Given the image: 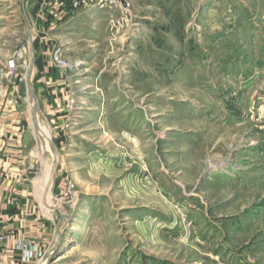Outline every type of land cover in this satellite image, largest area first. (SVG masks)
Listing matches in <instances>:
<instances>
[{"label":"rangeland","instance_id":"obj_1","mask_svg":"<svg viewBox=\"0 0 264 264\" xmlns=\"http://www.w3.org/2000/svg\"><path fill=\"white\" fill-rule=\"evenodd\" d=\"M33 4L0 0V103L26 77ZM51 38L65 113L55 129L37 111L47 138L30 120L32 158L68 221L46 264H264V0H123Z\"/></svg>","mask_w":264,"mask_h":264},{"label":"crops","instance_id":"obj_2","mask_svg":"<svg viewBox=\"0 0 264 264\" xmlns=\"http://www.w3.org/2000/svg\"><path fill=\"white\" fill-rule=\"evenodd\" d=\"M33 1L31 11L27 8L34 22L35 41L31 86L38 110L49 116L57 129L65 113L67 86L63 72L51 60V32L68 17L69 0ZM18 94V87L13 86L0 103V225L6 237L0 264H38V259L25 260L21 245L29 242L30 249L45 253L58 222L56 212L43 208L37 184L40 164L32 158L38 138L30 127L31 105L28 97Z\"/></svg>","mask_w":264,"mask_h":264},{"label":"water","instance_id":"obj_3","mask_svg":"<svg viewBox=\"0 0 264 264\" xmlns=\"http://www.w3.org/2000/svg\"><path fill=\"white\" fill-rule=\"evenodd\" d=\"M29 40H30V44H31L30 63L28 66V70L26 73L25 80H23L18 87V93H19L20 98H25L26 96H31V98L33 100V108L31 110V121L34 125L35 130L37 132H39V131H41V129L39 128V126L36 123V115H37V111H38L37 100H36L35 95L33 94L32 90H31V86H30L33 67L35 64V53H34V48L32 45V38L29 37ZM50 148H51V151H52L53 156H54V161H53L52 166H51V172H50V178H49V182L51 184L53 181V178L55 176L57 166L59 164L60 155H59V150L57 149V147L53 143L50 144ZM33 156H34V154H33ZM47 191H48V188H46L44 190V193L42 196L43 205L50 210L59 211L60 212V218L58 220L56 233H55L54 239L50 245V248L43 255V257L40 259L38 264H46V262L48 260L53 258L52 255H53L54 251H56V249H57V247L61 241L62 235H63L65 227H66L65 226L66 222L68 221L67 215L65 214V211L61 207H58L57 205H55V206H48L47 205V202H46Z\"/></svg>","mask_w":264,"mask_h":264},{"label":"built area","instance_id":"obj_4","mask_svg":"<svg viewBox=\"0 0 264 264\" xmlns=\"http://www.w3.org/2000/svg\"><path fill=\"white\" fill-rule=\"evenodd\" d=\"M68 7L70 11H77L91 7L104 10H116L123 9V0H69ZM52 61L59 67L66 66V62L62 58L61 49L59 47H57L52 53ZM5 241L6 237L2 232L0 225V253L3 249ZM30 248L31 244L29 242L21 245V250H23L25 260L29 261L31 259H40L42 254L40 252H35Z\"/></svg>","mask_w":264,"mask_h":264},{"label":"bare ground","instance_id":"obj_5","mask_svg":"<svg viewBox=\"0 0 264 264\" xmlns=\"http://www.w3.org/2000/svg\"><path fill=\"white\" fill-rule=\"evenodd\" d=\"M41 132H42L43 136L47 138V135L49 134V131L47 129L41 127ZM49 178H50V173H49L48 180H47V185L48 186L50 185Z\"/></svg>","mask_w":264,"mask_h":264}]
</instances>
